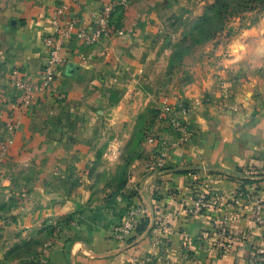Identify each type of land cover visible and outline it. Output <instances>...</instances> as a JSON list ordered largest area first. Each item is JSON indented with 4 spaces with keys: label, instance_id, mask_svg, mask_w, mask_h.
I'll use <instances>...</instances> for the list:
<instances>
[{
    "label": "crops",
    "instance_id": "1",
    "mask_svg": "<svg viewBox=\"0 0 264 264\" xmlns=\"http://www.w3.org/2000/svg\"><path fill=\"white\" fill-rule=\"evenodd\" d=\"M68 1L0 0V135L9 144L0 169V259L41 227L58 223L50 240L22 264H136L135 258L154 264H249L261 229L250 196L231 203L239 184L248 195L264 189V175L235 176L243 169L264 171V15L228 43L205 46L202 79L179 95L189 106V137L180 143L156 120L155 143L147 140L145 156L164 144L165 169L152 174L144 158L136 160L114 200L107 195L113 190L109 152L122 143L118 132L132 127L141 106L155 101L138 88L149 40L165 29L173 12L194 18L214 0H130L98 44L86 46L72 36L55 93H41L34 108H19L11 75L40 81L46 58L41 38L52 33L54 8ZM83 2L73 10L88 27L99 2ZM177 98L169 96L172 103ZM10 110L18 120L13 133L2 129ZM197 184L222 199L212 196L206 211L191 215ZM134 205L142 207L146 228L117 240L113 229ZM218 224L244 244L223 253L216 247Z\"/></svg>",
    "mask_w": 264,
    "mask_h": 264
},
{
    "label": "rangeland",
    "instance_id": "2",
    "mask_svg": "<svg viewBox=\"0 0 264 264\" xmlns=\"http://www.w3.org/2000/svg\"><path fill=\"white\" fill-rule=\"evenodd\" d=\"M263 1L252 3L249 0H223V6L210 9L206 5L200 15H205L202 19H198L200 16L192 18L184 13L178 15L173 12L164 23L165 29L149 40L143 78L138 88L144 96L147 93L154 95L155 101L150 99L141 106L142 110L135 114L130 129L118 132L122 143L112 147L109 153L113 155V159L106 163L108 171H112L108 182L113 186L112 192L107 194L108 198L115 200L120 194L129 179L133 163L143 158L146 160V142L149 137L157 134L153 130L157 120L154 116L155 112H158L161 98L176 95L178 101L185 102L179 95L183 96L187 86L195 80H201L202 74L205 73L204 62L208 60L207 54L204 53L205 46L214 44L216 48L220 43L226 44L242 28L257 22L264 15ZM209 62L215 64L214 61ZM143 101L142 97V103ZM164 128L173 131L169 127ZM104 165L105 163L100 164V168ZM62 223L65 225V221H60V224ZM58 229V223L41 227L33 238L22 240L18 245L6 250L2 254L0 264H8L13 259H17L21 264L29 263L31 252L43 247Z\"/></svg>",
    "mask_w": 264,
    "mask_h": 264
},
{
    "label": "built area",
    "instance_id": "3",
    "mask_svg": "<svg viewBox=\"0 0 264 264\" xmlns=\"http://www.w3.org/2000/svg\"><path fill=\"white\" fill-rule=\"evenodd\" d=\"M98 2L99 7L90 13L91 24L88 27L82 24L83 20L73 10V8L80 9L84 3L83 0H69L68 2H62L54 8L50 16L52 33L49 36L41 38L46 58L42 67L40 81L33 83L19 80L16 71L11 75L12 83L20 92L16 103L19 108L25 110L34 108L39 103V95L41 93H55L57 71L59 67H62L67 62L64 56V49L72 39V36H75L76 39L86 46L98 44L103 38H107L111 34L114 14L117 10L126 7L130 0H98ZM55 96L57 99L60 98L57 94ZM188 112L189 106L187 103L183 101L172 103L169 97H163L158 106L157 122L172 129L178 135V141L182 143L189 137ZM17 128L18 120L14 111L10 110L4 117L2 129L5 132L13 133ZM148 142L154 144V137H149ZM8 153V141L0 135V169ZM168 158V147L162 144L157 151L151 153L146 158L144 168L152 174L159 173L165 169ZM259 174L264 175V171L243 169L236 173L235 176L251 177ZM209 191L203 185L197 184L195 186L193 205L189 209L191 215L206 211L212 196L222 199L220 195ZM249 196L253 203V220L261 229L260 244L254 248L249 259V264H264V189L261 193L255 192L248 195L243 186L239 184L233 192L231 204L237 206ZM142 213L143 209L141 206L134 205L130 207L121 223L113 229L114 237L120 241L129 238L132 233L136 232V228L143 218ZM168 216H172V213H169ZM216 231V247L223 253L229 252L234 246L240 247L244 244V239L238 234L228 231L224 224H218ZM134 262L136 264H154L151 258H145L144 260L135 258Z\"/></svg>",
    "mask_w": 264,
    "mask_h": 264
},
{
    "label": "trees",
    "instance_id": "4",
    "mask_svg": "<svg viewBox=\"0 0 264 264\" xmlns=\"http://www.w3.org/2000/svg\"><path fill=\"white\" fill-rule=\"evenodd\" d=\"M256 1H262V0H249V2H252V3L256 2ZM222 2H223V0H215L214 3L211 4V5H208L207 8L210 9V8H212V7L220 6V5L223 6ZM263 3H264V1H263ZM205 9H206V8H205ZM120 10H121V9H120ZM120 10H117V12L120 11ZM117 12H116V13H117ZM116 13H115V14H116ZM115 14H114V15H115ZM204 16H205V15L203 14V15L200 16L198 19H200V18L202 19ZM112 21H113V20H112ZM157 116H158V112H155V116H154V118L156 119ZM155 119H154L153 123L155 122ZM145 228H146V222H145L144 218H142V219L140 220V222H139L137 228H136V231H137L138 233H141L142 231L145 230Z\"/></svg>",
    "mask_w": 264,
    "mask_h": 264
}]
</instances>
